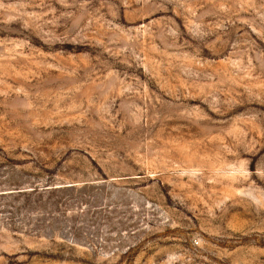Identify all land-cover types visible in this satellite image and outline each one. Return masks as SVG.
I'll use <instances>...</instances> for the list:
<instances>
[{
	"label": "rangeland",
	"instance_id": "374dc122",
	"mask_svg": "<svg viewBox=\"0 0 264 264\" xmlns=\"http://www.w3.org/2000/svg\"><path fill=\"white\" fill-rule=\"evenodd\" d=\"M0 264H264V0H0Z\"/></svg>",
	"mask_w": 264,
	"mask_h": 264
}]
</instances>
